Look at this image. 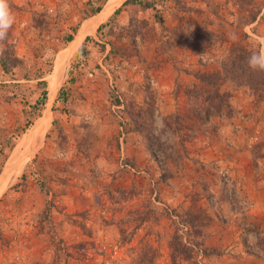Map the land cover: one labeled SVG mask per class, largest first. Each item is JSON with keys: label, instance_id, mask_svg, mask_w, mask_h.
Returning <instances> with one entry per match:
<instances>
[{"label": "rangeland", "instance_id": "1", "mask_svg": "<svg viewBox=\"0 0 264 264\" xmlns=\"http://www.w3.org/2000/svg\"><path fill=\"white\" fill-rule=\"evenodd\" d=\"M107 1L8 0L14 22L0 50L23 63L11 73L0 65V178L48 109L51 120L0 192V264H54L56 255L57 264H174L176 233L194 245L210 226L215 235L224 224L258 230L264 246V87L225 81L220 90L232 96L229 115L186 119L191 92L205 86L198 75L222 74L234 46H264V0H149L150 9L123 7L124 1L102 34L101 24L87 31L83 62L76 65L78 50L68 62L60 87L68 102H56L58 91L52 104L48 95L35 109L43 93L38 80L48 81L50 94L57 57L73 46L67 37L95 20L88 21L94 7L103 10ZM182 27L207 28L216 41L197 55L174 35ZM130 112L140 113L144 129ZM170 116L177 131L165 127ZM128 134L140 137L141 151ZM211 202L224 206L210 209ZM48 205L50 214L41 215ZM215 212L218 228L209 225ZM188 213L202 220L200 233L182 223ZM193 250L175 264H208ZM261 254L264 262V247Z\"/></svg>", "mask_w": 264, "mask_h": 264}, {"label": "trees", "instance_id": "2", "mask_svg": "<svg viewBox=\"0 0 264 264\" xmlns=\"http://www.w3.org/2000/svg\"><path fill=\"white\" fill-rule=\"evenodd\" d=\"M106 2V0H104ZM202 2H206L207 0H201ZM177 3V2H176ZM141 4L143 8L150 9L153 8L154 4L151 1H143V0H127L124 2L123 7H127L129 5H139ZM102 11V6L94 7V10L92 11L91 15L96 16ZM121 11V8L115 11L114 15H118ZM257 17V14H252L249 16L250 21L252 20L255 22ZM245 18V17H243ZM111 19H109L110 22ZM245 20V19H244ZM245 22V21H244ZM108 23H103L98 28V34H102L104 31V27H107ZM140 27V25H138ZM143 27V26H142ZM142 32L144 29H142ZM181 28V27H180ZM175 29L174 35L176 38H178L182 43L189 44L190 47L194 50V52L199 55L203 51H206V48L210 46L212 43L216 41L217 35L209 31L207 28L201 27L198 29H188L182 27ZM137 30V29H136ZM189 30V31H187ZM76 35H69L65 41V44L68 46L72 44L74 41V38ZM91 40V36H88L86 38V42ZM73 41V42H72ZM72 42V43H71ZM231 54H229V57L227 60H225L222 64L223 66V73H204L198 75V79L202 84L205 86L203 88H200V91L203 93H196L191 92V100L192 104H194V107L190 109L189 114L187 115V118H192L193 116L197 119H200L202 122H206L208 120H211L213 118H220L223 115H229V111L231 110V94L230 93H223L220 90V87L223 85V83L231 82L235 86H242L246 85L250 89L259 91L261 88L264 87V72H253L251 71L247 64H246V58L253 52L251 50H248L245 47H237L234 46L231 50ZM88 55L87 48L82 45L78 51L75 53V61L76 65H80L83 61V58ZM23 61L15 55L12 51L6 49V50H0V65L2 66L3 70L6 73H11L15 69H18L22 65ZM50 73L53 71L54 61H50ZM223 75V77H222ZM225 80H224V79ZM38 85L42 87L43 93L41 98L36 103V108H43L45 107L47 100H48V81L45 80V78L38 80ZM222 82V83H221ZM197 88V86H195ZM63 86L58 93V97L56 99V102H62L67 103L68 95L66 94V91ZM196 93V94H195ZM114 104L118 107H121L123 104L120 100L117 98L114 99ZM198 102V104H197ZM196 104V105H195ZM146 115L149 116L150 119H153L154 111L149 106L145 109ZM120 113L124 114V111H120ZM130 115L132 116V119L137 123L138 129L141 131L144 129L142 122L140 121V113L136 112H130ZM173 116H170L165 119L164 124L165 127L170 129L171 131L175 130L177 131V127H173V124L169 122V119H172ZM176 118V116H175ZM185 118V117H184ZM177 120L181 121V117L178 115ZM137 129V131H139ZM139 131V132H140ZM51 205L47 206L45 211L41 215H48L51 211ZM192 213H188L182 217V223L189 227L190 231L195 230L196 234L200 233L199 229H196L198 226L202 224L198 221L199 216H192ZM201 220V219H200ZM202 221V220H201ZM201 235V234H200ZM62 242V241H61ZM193 246L195 248L199 249V253L202 256L209 257L210 255L214 254V250L206 249L204 247V241H196L194 245H190V243L185 240L181 235L176 233L171 241H170V248L172 250V261L175 264L176 260L180 257L182 258H191L192 254L194 252ZM59 248L58 252L62 251L64 248L61 247V245L57 246ZM61 258L59 255H56L54 264L60 263Z\"/></svg>", "mask_w": 264, "mask_h": 264}, {"label": "crops", "instance_id": "3", "mask_svg": "<svg viewBox=\"0 0 264 264\" xmlns=\"http://www.w3.org/2000/svg\"><path fill=\"white\" fill-rule=\"evenodd\" d=\"M109 1L110 0H108L107 3ZM124 1H126V0H123L121 3L117 4V6L114 8V11L112 12V14L121 7V5L123 4ZM100 13L98 15L90 18L88 21H91L94 18H97L98 16H100ZM112 14H110V16ZM105 20H103L102 23ZM102 23L97 24L93 30L96 31L97 28ZM80 28H79V30H80ZM79 30L77 31V34H78ZM80 33L81 32H79L78 37H79ZM77 34H76V36H77ZM85 39L82 42L83 43L82 45H84V43H86ZM74 40H75V38H74ZM104 40L105 39H103V41ZM103 41H99V39H97L98 43H103ZM54 101H55V99H54ZM130 135H132V134H128V137L126 138V140L131 141V143H129V145L131 147H135L137 152L141 151L142 146L140 144V139H139L140 137L136 134H133V137H131ZM123 142H124L123 139H121L122 145H123ZM122 148H123V146H122ZM145 156L146 155L144 154V157ZM135 157L137 158V156H135ZM216 194H217V191H216ZM223 206H220L219 203H216V204H214L212 202L209 203L210 209L217 208V207H223ZM226 213L229 214V212H226ZM217 214H216V212L212 213L211 219L209 220V223H210L209 225L212 224V225L216 226V228H218L217 219H222L219 216V213H217ZM237 216L238 215H236V217ZM226 218H227V215L225 214L223 219L226 220ZM232 222H236V220H233ZM237 222H238V220H237ZM232 227L233 226L227 227L226 224H224V226L220 227V229L216 232L215 235H211L212 226L209 227L210 229H208V231L205 230L204 237H203L204 247L206 249H210V250L215 251L214 254L210 255L209 257H206V260H208V264H224L226 262L228 264H264V262L262 261V258H261V256H262L261 250H263L264 246L259 243V241L262 240V238L259 240V235H260L259 231L256 229L253 230L252 232L251 231L246 232L245 230L239 231V230H237V227H238L237 225L236 226L234 225L233 228ZM230 230H232V231H230Z\"/></svg>", "mask_w": 264, "mask_h": 264}, {"label": "bare ground", "instance_id": "4", "mask_svg": "<svg viewBox=\"0 0 264 264\" xmlns=\"http://www.w3.org/2000/svg\"><path fill=\"white\" fill-rule=\"evenodd\" d=\"M123 0H110L103 11L100 13V16H98L95 20L91 22H87L85 24V27L81 31L79 37L78 34L76 36V39L73 42V46L69 48L64 53H60V55L57 57L56 60V66L53 73V76L51 77L50 82V94H49V104H52L54 99L57 96V93L61 87L65 68L70 61L73 54L79 49L82 42L84 41L86 37L87 31L91 30L92 27H96L98 22H101L105 19H107L110 14L114 11V8L117 6V4L121 3ZM50 107V106H49ZM48 107V108H49ZM51 120V110H46V114L43 118H41L32 133V137L30 140L23 146L22 150L18 151L13 158L9 161L8 165L6 166L1 178H0V192L3 188H6L14 178L18 175L22 167L33 155L32 148L38 145L40 142V139L44 135L45 131L48 129V126L50 124ZM33 126V127H34ZM32 131V129H31ZM30 131V132H31Z\"/></svg>", "mask_w": 264, "mask_h": 264}, {"label": "clouds", "instance_id": "5", "mask_svg": "<svg viewBox=\"0 0 264 264\" xmlns=\"http://www.w3.org/2000/svg\"><path fill=\"white\" fill-rule=\"evenodd\" d=\"M14 22L8 0H0V42L8 38V31ZM246 64L253 72H264V46L259 51H253L247 58Z\"/></svg>", "mask_w": 264, "mask_h": 264}]
</instances>
